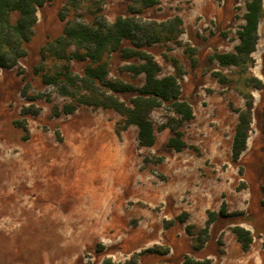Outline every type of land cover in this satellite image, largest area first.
Returning <instances> with one entry per match:
<instances>
[{"label":"rangeland","instance_id":"obj_1","mask_svg":"<svg viewBox=\"0 0 264 264\" xmlns=\"http://www.w3.org/2000/svg\"><path fill=\"white\" fill-rule=\"evenodd\" d=\"M159 1L143 9L129 0H78L76 7L63 9L69 0H58L55 17L63 12L65 23L93 22L100 14L112 22L118 15H134L145 36L153 32L156 38L154 22L188 13V29L183 26L186 33L180 41L184 44L189 36L202 44L207 33L220 41L237 30L249 0ZM54 6L47 4L45 10ZM226 8H232L235 17L224 11L226 23L218 26L219 10ZM160 35L152 45L142 39V49L164 64V75L173 64L168 58L172 50L181 55L185 48L167 41L166 33ZM33 62V57L25 59L23 74L17 67L0 72V264H123L130 259L138 264H186L207 258L211 264H264L260 106L253 111L247 149L237 161L232 146L239 113L229 96L210 89L211 81L206 86L212 95L197 92V114L179 127L193 148L176 151L167 146L173 131L160 128L179 119L168 104L151 114L155 145L141 147L137 126L118 135L122 116L113 109L81 105L72 114L55 115L54 108H63L71 99L44 84ZM132 63L141 60L123 63L119 53L112 54L110 78L138 84L140 78L127 69ZM86 65L79 61L74 68L83 71ZM249 65L231 69L236 75L231 85L245 97L253 87ZM54 66L49 62L46 69ZM24 88L29 96L42 97L29 101ZM120 96L129 101L133 95ZM31 104L37 113L24 115ZM24 122L27 132L20 126ZM223 202L229 215H218L204 232L210 213L219 212ZM236 225L253 235L248 250L233 231Z\"/></svg>","mask_w":264,"mask_h":264},{"label":"trees","instance_id":"obj_2","mask_svg":"<svg viewBox=\"0 0 264 264\" xmlns=\"http://www.w3.org/2000/svg\"><path fill=\"white\" fill-rule=\"evenodd\" d=\"M55 0H0V72L2 69L18 68L20 74L24 73V67L20 59L28 55L26 44L35 35V26L38 22L39 9ZM138 3L142 8L153 7L159 0H129ZM78 0H69L64 6H77ZM101 11V10H100ZM18 13L14 19V14ZM136 13V12H133ZM263 0H249L247 12L244 16L246 23L238 30L240 44L232 53H215L216 58L222 64L244 65L254 62L251 54L256 50L259 39L258 28L263 17ZM60 18L65 19L63 12ZM183 20L177 16L169 22H154L153 27L156 38L145 36V27L134 15H118L114 22H109L104 15L96 16L93 22H81L76 19L66 23L64 34L55 39L48 40L41 48L40 61L34 67V72L41 76L46 85H52L57 92L71 102L63 108L55 107L54 114H72L81 105L95 108L113 109L122 116L117 133L127 129L130 125L138 127V141L141 147H152L156 142L155 121L152 112L168 104L179 119L174 126L164 124L160 129L170 127L173 135L169 138L167 146L182 151L190 146L184 139V131L179 127L186 121L195 117L193 106L183 98L182 77L183 68L175 58L172 63L176 68V74L162 75L163 68L155 57L142 49L146 38V44L152 45L160 41V34L166 33L167 41L174 40L177 45L184 46L191 55L196 49L189 44H183L179 37L184 32ZM159 29V33L156 31ZM143 33V34H142ZM130 44H127L126 42ZM114 53L129 60L138 58L141 63H132L127 66L129 72L138 76L146 75L143 86H136L123 79L110 78V57ZM83 61L87 65L83 72H77L72 66L73 61ZM49 62L54 63L53 69H46ZM60 63V65L56 63ZM254 88H264V83L254 77L249 80ZM131 93L133 96L126 101L120 94ZM22 94L29 101H35L42 96L40 94L29 96L24 88ZM254 111L253 96L246 95L245 108H237L239 121L233 139V159L238 160L247 149L248 139L252 131ZM25 114H36L34 104L24 108ZM26 122V119L24 120ZM20 126L27 132V123ZM262 204L264 205V185L262 186ZM218 215L227 216V204L223 202L221 209L212 211L206 222L204 232L209 231L210 225ZM234 233L242 244L244 250H248L253 241L250 230L241 225L233 227ZM110 260L104 264H110ZM121 264V263H119ZM123 264H138L137 259H130ZM186 264H211L209 258L205 260L189 259Z\"/></svg>","mask_w":264,"mask_h":264},{"label":"crops","instance_id":"obj_3","mask_svg":"<svg viewBox=\"0 0 264 264\" xmlns=\"http://www.w3.org/2000/svg\"><path fill=\"white\" fill-rule=\"evenodd\" d=\"M57 1L58 0L53 1L56 4V6H54L52 10L51 9L45 10L47 4L39 9L38 12L39 19L35 26V35L33 36L32 40L26 44L28 55L20 59V64L23 67H25L24 65L25 59L29 57H33L34 62L32 64V69L34 70V66L41 58L40 52L42 46L48 40L55 39L58 36L64 34L66 23L60 18H58V14L56 15L57 17H55V14L58 13L60 7V3ZM159 3L157 5H159ZM148 8H152V7H148ZM219 11H221V13H219V18L217 19L218 26L219 23L222 25L226 23L223 20L224 11H226L227 16H229V11H232L230 12L231 17L232 18L235 17V13L232 8H226L225 10L223 9ZM246 12H247V6L244 16ZM263 12H264V0H263ZM177 16L182 18L184 23L183 26H186L187 28L188 25L187 16H189V14L188 13L184 14L180 12L176 14L175 17ZM244 16L242 18L241 24L237 27V30H235L234 32H230L227 36L222 37L220 41H218L217 35L211 36L208 33L206 34L208 37L207 40H203L202 38V44L198 43L197 41H194L192 38L187 36L186 39L183 40V42L184 44L191 43L190 44L191 47L196 49V52L193 55V58H195L196 60L195 63L192 62V58L188 56L189 54L186 53L185 50H182V54L178 55L176 54L177 53L176 50L173 49L172 50L173 56H168L171 62L173 58L177 59L179 61V65L185 71L181 80L182 88H183V98L193 106L195 114H197V109H196L197 101L195 98L196 97L195 94L198 92V93H204L206 95H212L209 92L208 87L206 86V83L208 81L212 82L213 85L210 86V89H214L213 90L214 93L221 94V96L224 97L229 96L231 100L234 101V104L237 108L240 109L245 108L246 97L244 96V93L240 92V89H236L234 85H231L233 77L236 76L232 74L231 69L238 68L239 65L222 64L218 59L213 58L215 53L235 52V47L239 45L241 42L238 35V30L246 23ZM263 22H264V14L258 28L259 39L256 46V50L251 54V57L253 58L254 62L250 64L247 69L251 77L257 78L264 83ZM185 33L186 31L183 32V34ZM179 40H181V37L179 38ZM120 57L122 58L123 63H130L131 59H129L128 61H124L127 59L123 58L121 55ZM156 61L162 66V68L164 67V64L160 60H158V58L156 59ZM77 62L79 61L75 60L72 62L73 68L75 67V63ZM13 69L14 68L9 70H13ZM74 70L78 71L75 68ZM83 71H78V72H83ZM215 73L217 74V76L215 75ZM169 74H176V68L173 64L171 65V70L164 75H169ZM212 75H214L215 77H213ZM138 77L140 78V82L138 84L135 83L132 84L136 86H143L146 81V75L144 73H141L138 75ZM249 94L252 95L254 99V110L257 106H260L262 113L264 115V88L258 89V88L250 87Z\"/></svg>","mask_w":264,"mask_h":264},{"label":"bare ground","instance_id":"obj_4","mask_svg":"<svg viewBox=\"0 0 264 264\" xmlns=\"http://www.w3.org/2000/svg\"><path fill=\"white\" fill-rule=\"evenodd\" d=\"M18 232V231H17ZM18 253H19V251H18ZM18 256V255H17ZM6 259V258H5ZM17 259H18V257H17Z\"/></svg>","mask_w":264,"mask_h":264}]
</instances>
